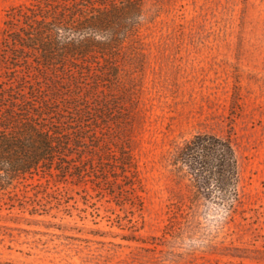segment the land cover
<instances>
[{
	"label": "rangeland",
	"instance_id": "1",
	"mask_svg": "<svg viewBox=\"0 0 264 264\" xmlns=\"http://www.w3.org/2000/svg\"><path fill=\"white\" fill-rule=\"evenodd\" d=\"M33 1L0 0V92L24 78L55 89L33 57L16 73L3 57L10 11ZM141 3L116 68L61 74L81 86L50 102L71 139L66 172L0 189V263L264 264V0ZM197 134L234 146L233 208L171 164ZM191 239L205 243L184 251Z\"/></svg>",
	"mask_w": 264,
	"mask_h": 264
},
{
	"label": "trees",
	"instance_id": "2",
	"mask_svg": "<svg viewBox=\"0 0 264 264\" xmlns=\"http://www.w3.org/2000/svg\"><path fill=\"white\" fill-rule=\"evenodd\" d=\"M141 16V0H34L10 11L3 57L10 59L13 72L28 68L33 57L39 70L56 77L48 83V87L55 86L51 95L26 78L0 92V189L43 170L58 168L66 172L71 139L51 116L56 113L53 106L59 104L50 102L59 98L69 102L66 95L79 93L81 86L66 87L61 74L82 70L79 73L85 77L83 70L116 68L115 60L124 43L138 35ZM16 24H20L18 29L14 28ZM36 84L41 82L37 80ZM171 164L185 171L196 193L203 186L209 190L213 187L234 207L238 199V160L229 139L197 134L178 148Z\"/></svg>",
	"mask_w": 264,
	"mask_h": 264
},
{
	"label": "clouds",
	"instance_id": "3",
	"mask_svg": "<svg viewBox=\"0 0 264 264\" xmlns=\"http://www.w3.org/2000/svg\"><path fill=\"white\" fill-rule=\"evenodd\" d=\"M203 243H205V242L204 241H201L199 239H191V240H189L188 242H186L183 245L182 249L184 251H190V250H192L194 248H198V247L203 246Z\"/></svg>",
	"mask_w": 264,
	"mask_h": 264
}]
</instances>
